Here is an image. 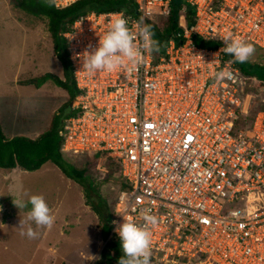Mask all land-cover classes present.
<instances>
[{"label":"built area","instance_id":"built-area-1","mask_svg":"<svg viewBox=\"0 0 264 264\" xmlns=\"http://www.w3.org/2000/svg\"><path fill=\"white\" fill-rule=\"evenodd\" d=\"M131 1L133 15L90 12L62 33L76 88L58 132L62 151L97 156L100 176L104 155L119 164L126 188L110 238L119 242L123 216L145 223L147 209L157 221L151 264H264V99L252 113L262 93L246 90L252 78L223 50L231 32L264 53V0H184L191 20L182 9L157 59L146 54L133 71H80L112 14L128 17L133 31L140 18L163 29L171 0ZM195 38L221 44L200 47Z\"/></svg>","mask_w":264,"mask_h":264},{"label":"rangeland","instance_id":"rangeland-1","mask_svg":"<svg viewBox=\"0 0 264 264\" xmlns=\"http://www.w3.org/2000/svg\"><path fill=\"white\" fill-rule=\"evenodd\" d=\"M15 1L0 0V125L6 139L35 138L48 130L55 115L67 112L72 101L68 91L52 80L39 87L24 85L26 80L46 73L62 80L64 77L62 64L53 52L47 21L27 15L15 7ZM250 59L264 65V53L259 50ZM260 93L252 113L258 101L264 99V87ZM63 156L68 165L86 171L92 181L90 197L96 203L98 199L106 202L105 209L99 210L104 219L111 220L121 182L119 168L105 162L108 172L100 176L95 170L97 161H91L90 156L68 152ZM20 191L43 194L56 216L51 228L36 229L39 235L35 239L22 235L17 228L30 208L17 209L13 205L12 198ZM0 209V264H99L111 239L110 233L107 238L102 234L103 226L109 223L98 215V207L85 196L82 186L51 162L35 171L0 169Z\"/></svg>","mask_w":264,"mask_h":264},{"label":"trees","instance_id":"trees-1","mask_svg":"<svg viewBox=\"0 0 264 264\" xmlns=\"http://www.w3.org/2000/svg\"><path fill=\"white\" fill-rule=\"evenodd\" d=\"M14 5L27 15L42 18L47 21V29L52 40L53 52L60 60L63 68V80L52 73H46L37 78L26 80L24 85L39 87L47 80H52L58 86L68 91L70 101H72L76 95V88L72 80V70L67 58L66 40L62 36V33L67 32L76 19L90 12L101 13L123 10L127 14H135L134 4L131 0H81L64 9L55 8L53 0H16ZM184 8L186 18L190 21L193 15L192 8L185 4L184 0H171V12L169 17L164 21L165 31L161 33L157 27L150 24L154 37L160 42L159 52L152 53L155 59L163 54L166 40L170 33L177 29L178 16ZM194 43L197 46L208 48H216L221 44L217 41L204 42L198 38L194 39ZM254 49V51L259 50L256 47H254ZM226 58L231 59L233 57L227 54ZM234 62L242 75L252 78L249 81L250 86L246 90L261 91L262 87H264V65L257 61L252 62L250 58L243 63L235 60ZM263 108L264 106H259L258 110ZM70 115V110L63 115H55L49 124L48 130L34 139L23 136L6 139L0 125V169L6 172L16 168L25 171H35L40 169L46 162H51L58 166L66 176L76 180L80 186H82L85 196L88 197L93 206L98 207L97 213L104 219L103 213L99 209H105L106 202L98 199V203H96L90 197L92 181L86 175V171L68 165L63 156L65 152L62 151V140L58 132L63 125L64 119ZM104 156V164L109 161L113 167H118L120 170L119 164L112 157ZM89 159L96 162L97 156H90ZM88 173L87 171V174ZM123 188H126V183L121 178L119 190ZM112 220L113 210L111 213V220L104 219L105 222L109 223L108 226H103V235L105 238H107L111 232ZM120 255H122L120 243L110 239L106 243L105 249L101 254V261L99 264H102L104 259L108 264H118Z\"/></svg>","mask_w":264,"mask_h":264},{"label":"clouds","instance_id":"clouds-1","mask_svg":"<svg viewBox=\"0 0 264 264\" xmlns=\"http://www.w3.org/2000/svg\"><path fill=\"white\" fill-rule=\"evenodd\" d=\"M112 15L113 18L108 21L97 46L83 54L80 71L89 76H94L98 72H112L122 67L128 68L129 71L136 70L144 63L146 54L160 50V42L154 37L152 26L145 23L143 18L136 22V30L133 31L129 27L128 17L123 13ZM224 41V52L230 54L237 62H246L254 53L252 43L234 36L231 32L225 35ZM200 59L202 61L201 57ZM220 75L223 76L224 73ZM12 203L17 209H24L30 205L26 218L23 221L19 220L17 227L22 235L29 238L35 239L39 235L36 229L51 228L56 221V216L43 194L20 191L15 199L12 198ZM144 220L145 223H138L129 216H123V222L116 228L122 252L118 264H151L152 233L149 224L154 225L157 221L147 209ZM91 259L99 257L91 256Z\"/></svg>","mask_w":264,"mask_h":264},{"label":"water","instance_id":"water-1","mask_svg":"<svg viewBox=\"0 0 264 264\" xmlns=\"http://www.w3.org/2000/svg\"><path fill=\"white\" fill-rule=\"evenodd\" d=\"M70 108H71V105H69V110H70Z\"/></svg>","mask_w":264,"mask_h":264},{"label":"crops","instance_id":"crops-1","mask_svg":"<svg viewBox=\"0 0 264 264\" xmlns=\"http://www.w3.org/2000/svg\"><path fill=\"white\" fill-rule=\"evenodd\" d=\"M36 138V137H35ZM31 139H34V138H31ZM103 234V233H102Z\"/></svg>","mask_w":264,"mask_h":264}]
</instances>
